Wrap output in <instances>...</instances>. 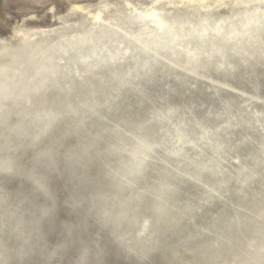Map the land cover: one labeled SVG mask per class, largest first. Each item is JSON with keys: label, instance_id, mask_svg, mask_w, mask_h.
<instances>
[{"label": "rangeland", "instance_id": "374dc122", "mask_svg": "<svg viewBox=\"0 0 264 264\" xmlns=\"http://www.w3.org/2000/svg\"><path fill=\"white\" fill-rule=\"evenodd\" d=\"M263 24L0 0V264H264Z\"/></svg>", "mask_w": 264, "mask_h": 264}, {"label": "bare ground", "instance_id": "6f19581e", "mask_svg": "<svg viewBox=\"0 0 264 264\" xmlns=\"http://www.w3.org/2000/svg\"><path fill=\"white\" fill-rule=\"evenodd\" d=\"M241 1L244 2V4H246L247 6H250L251 4H258V5L264 4V0H246V1L241 0ZM251 12H252V8L249 7V9L247 11H245L243 15H241V17H243L246 24H248L249 26H252V25H256V24L260 23L257 19H255L256 17ZM138 17H139V20L143 21V23H144V20L148 19L150 21V19H151L154 22V25L156 26L158 31L159 32H166V33H168V36H171V33L174 31L173 30L174 27H176V26L172 25L171 22L168 23L167 22L168 20L165 19V17L158 12H149V13H146L144 15L139 14ZM209 20L207 19V22ZM141 21H139V22H141ZM205 22H204V24H201L204 26V29H202V30H206L205 29V26H206ZM208 25H209V23H208Z\"/></svg>", "mask_w": 264, "mask_h": 264}]
</instances>
